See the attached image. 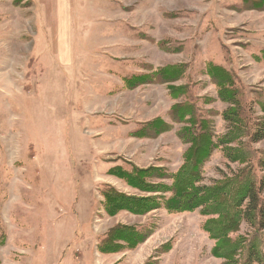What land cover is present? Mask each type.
<instances>
[{
    "label": "rangeland",
    "instance_id": "rangeland-1",
    "mask_svg": "<svg viewBox=\"0 0 264 264\" xmlns=\"http://www.w3.org/2000/svg\"><path fill=\"white\" fill-rule=\"evenodd\" d=\"M174 65L185 69L171 85L125 86V78ZM208 65L229 71L251 98L264 92V0H0V264H226L206 231L216 214L159 209L109 218L101 196L107 185L157 195L109 176L114 166L159 168L167 178L182 165L183 125L169 116L182 98L169 88L190 86L215 140L230 131ZM260 109L252 107L257 122ZM156 118L167 132L135 137ZM229 147L239 145L218 147L205 161L201 186L245 167L227 160ZM249 148L260 158L264 140ZM155 175L146 181L171 185ZM116 225L150 236L134 249L99 253ZM228 237L248 246L254 232L240 223Z\"/></svg>",
    "mask_w": 264,
    "mask_h": 264
},
{
    "label": "trees",
    "instance_id": "trees-1",
    "mask_svg": "<svg viewBox=\"0 0 264 264\" xmlns=\"http://www.w3.org/2000/svg\"><path fill=\"white\" fill-rule=\"evenodd\" d=\"M184 69L182 65H174L160 68L151 75L125 78V86L127 89H133L149 81L171 85L181 80ZM205 70L217 87L221 102L228 104L222 117L230 131L220 140H215L206 125L205 111L199 108V100L190 91V86H168L173 100L182 98L169 110L172 122L183 125L177 135L188 146L183 154L182 165L175 173L167 175V178L164 170L159 168H110L108 175L123 181L130 189L147 195H157H125L107 185L101 192L104 212L107 217L112 218L119 213L145 216L159 209L176 213L202 208L203 212H212L219 219L206 226V231L219 242L213 249V255L226 259V264H264V173L257 174V168L261 171L264 168V154L259 158L257 153L249 148L250 145L264 140V120L257 122L252 118L254 105L264 112V92L255 93L251 98L244 86L235 84L229 71L214 65H208ZM168 130V124L156 118L146 122L135 132V137L159 136ZM233 142H237L239 148L224 149L226 158L244 164L245 167L232 174V178L214 187L201 186V171L205 161L218 147ZM152 174L160 179L171 180V185L148 183L146 180L151 178ZM158 186L162 188L161 191L156 190ZM207 205L210 207L205 209ZM240 223L247 225L254 232L253 239L247 241L248 246L242 245L241 239L232 240L228 237ZM150 232L144 228L116 225L99 240L97 250L101 254H115L124 249H134L147 240Z\"/></svg>",
    "mask_w": 264,
    "mask_h": 264
}]
</instances>
